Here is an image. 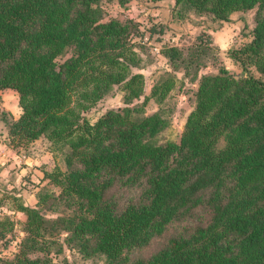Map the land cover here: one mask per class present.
<instances>
[{"label":"trees","instance_id":"16d2710c","mask_svg":"<svg viewBox=\"0 0 264 264\" xmlns=\"http://www.w3.org/2000/svg\"><path fill=\"white\" fill-rule=\"evenodd\" d=\"M253 9L250 41L228 49L243 72L203 73L198 58L219 51L210 33L189 46L162 37L169 66L147 92L138 21L106 17L102 0H0V89H15L23 109L19 118L1 114L9 143L47 139L56 159L36 206L13 196L27 214L25 235L0 264H54L64 249L104 264H264V0H175L173 18L226 22ZM159 24L149 41L163 36ZM191 66L193 108L180 139L161 142L171 124L163 106ZM117 87L125 106L89 119ZM151 100L160 107L147 114ZM116 184L137 189L138 199L120 208L107 196ZM185 220L196 223L133 257ZM15 233V221L0 218L2 247Z\"/></svg>","mask_w":264,"mask_h":264},{"label":"rangeland","instance_id":"374dc122","mask_svg":"<svg viewBox=\"0 0 264 264\" xmlns=\"http://www.w3.org/2000/svg\"><path fill=\"white\" fill-rule=\"evenodd\" d=\"M102 3L104 5L106 17L117 15L130 17L138 21L141 27L143 26V28H145V30L141 29L143 34L139 36V41L137 42H142L141 40H143L142 43L147 47L145 48L146 54H144L142 70L147 77L148 84L146 91L149 92L152 87L151 85H153L154 82L164 72L161 69L163 65L160 62V57L157 55V52L153 48L155 46L161 48V42L159 39L162 37L165 38V41H172L174 43H177L178 41H180V39L175 37L174 32L171 31V28L168 25L160 23L159 25H163L165 30L163 36L160 33H155L153 39L150 41L148 40L150 28L155 22L153 21L154 15H152L153 9L151 8L150 3H147L145 0H102ZM236 16L241 17L243 24L245 23L246 25H244L242 31L239 33V35H237V39L235 38L237 42H235V45H233V47L240 46V43H244L248 40L247 35L250 32V26H253L255 24V9L249 10L246 13L239 12ZM222 25H224V23H221V27ZM225 32L226 31L221 32V39H223V41L227 39L229 35ZM180 38L182 41H185L183 43V45L185 44V46H189V44L194 42L193 40L190 41L189 37ZM229 39L226 40L227 43ZM223 48L225 49H221L219 51L211 50L198 58V62L202 67H204L205 64L208 65H206L202 69L203 73L215 71L220 66H225L235 72H243L242 68L237 63H234V61H232V59L229 57L228 50H226L225 45ZM190 70L191 73L187 75L186 79L183 77V74L179 72V75L183 77L185 81H179L172 97H170L167 103L163 106L166 111L169 110V112L166 113V116L167 118H169V120H171V124L159 134L158 139L161 142H165L170 139H180V135L184 130L187 116L193 108V93L195 88L197 87V82H193L192 79L193 73L195 71V66H191ZM142 101L143 99L139 101L136 100V103H142ZM121 106H125L124 93L120 90L119 87H117L110 95L103 98L95 107L88 111L87 116L92 121H96L110 108H117ZM159 107L160 105H158L154 100L149 101L146 105L147 114H151L157 111ZM60 162L62 168H66L65 163L62 161L61 157ZM107 196L116 199L119 203V207L122 208L129 201L137 200L139 197V192L137 189H131L127 186L116 184L110 191H108ZM200 213L202 212L198 211L196 216H198ZM194 223L196 222L190 221L189 223H187L186 220L172 223L162 235L154 238L149 246L135 250L133 252V257L151 256L153 253L162 248L170 238L177 236L186 225L193 226ZM55 250L56 249H54V251ZM53 257L55 259L54 264H66L65 260L67 259L72 264H104L103 257L101 258L97 256L86 259L75 250L71 251L69 249H64L59 254L54 252Z\"/></svg>","mask_w":264,"mask_h":264},{"label":"crops","instance_id":"0c3cea01","mask_svg":"<svg viewBox=\"0 0 264 264\" xmlns=\"http://www.w3.org/2000/svg\"><path fill=\"white\" fill-rule=\"evenodd\" d=\"M147 3H150L153 9V21L168 25L175 37L180 39L176 43L179 46L185 42L180 37H189L191 41L199 33L207 32L211 34L213 43L219 50L225 49L223 48L224 45L228 50L246 25L243 24L241 17L236 16L238 12L234 13L231 20L226 22L204 20L195 16L176 20L173 18L175 0ZM221 23H224L222 27ZM223 31L229 34L224 41L221 39V32ZM247 36V41H250L249 33ZM228 39L227 43L226 40ZM159 57L163 65L161 69H167L169 66L168 59L163 53ZM3 111H7L15 118L22 115L23 109L20 105L19 93L15 89H0V218L8 216L16 223V233L8 245L6 247L0 245V257L12 258L18 251L19 244L25 235L23 228L27 220V214L16 206L13 196L21 197L20 201L25 206H36L39 201V193L43 188L50 185L46 171L55 166L56 159L54 152L49 149L50 141L44 138L38 139L27 147L11 145L7 126L1 118Z\"/></svg>","mask_w":264,"mask_h":264},{"label":"built area","instance_id":"2783aa9c","mask_svg":"<svg viewBox=\"0 0 264 264\" xmlns=\"http://www.w3.org/2000/svg\"><path fill=\"white\" fill-rule=\"evenodd\" d=\"M141 29L145 30V28H143V26L141 27ZM134 40L139 41V36L135 37ZM153 49L157 52L158 56H160L162 54L161 48H159L158 46H155Z\"/></svg>","mask_w":264,"mask_h":264}]
</instances>
